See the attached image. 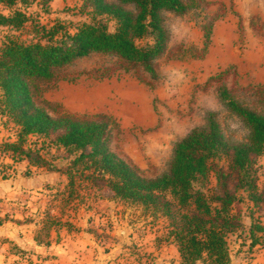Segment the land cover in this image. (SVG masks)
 <instances>
[{
  "label": "rangeland",
  "instance_id": "obj_1",
  "mask_svg": "<svg viewBox=\"0 0 264 264\" xmlns=\"http://www.w3.org/2000/svg\"><path fill=\"white\" fill-rule=\"evenodd\" d=\"M186 1L192 5L183 14L163 12L169 40L165 52L155 60L157 80L143 68L126 71L114 55L92 53L67 65L55 81L39 83L37 101L52 114L59 110L88 117L111 116L110 148L148 177L167 170L176 142L203 126L209 112L216 114L230 142L246 141L250 130L223 103L220 86H227L234 97L251 106L258 103L253 88L264 84V0ZM83 4L84 0H34L9 9L0 2V11L9 14L20 9L29 17L21 29L0 25V51L10 38L37 41L41 25L61 23L64 30L74 32L91 19ZM107 22L113 31L115 21ZM204 25L212 26L211 39L206 54L195 57L204 46ZM220 73L222 76L209 80ZM20 128L1 113L0 105V176L4 178L13 160L1 149L7 140L18 138ZM26 144L64 169H72L70 162L79 154L56 146L54 134L29 136ZM86 161L72 169V176L64 172L68 178L57 182L56 191L51 192L55 197L49 216L63 218L62 225L73 229L80 225V220L77 224L69 220L73 214H85L88 209L95 215L104 213V225L85 228L94 230L105 246L124 245L126 257H134L139 264H183L169 218L154 205L116 196L107 182L109 174L95 178L94 167L84 168ZM210 162L214 170L223 167L229 171L231 160L228 154H221ZM251 176L261 195L257 203L247 189L236 186L234 176L229 178V188L238 196L231 213L239 224L227 234L231 264H264V152L251 168ZM194 185L213 196L217 192L215 172L211 170ZM7 213L11 214L0 209V218ZM7 252L12 254L11 264L39 262L24 248H7ZM198 264L205 263L200 260Z\"/></svg>",
  "mask_w": 264,
  "mask_h": 264
},
{
  "label": "trees",
  "instance_id": "obj_2",
  "mask_svg": "<svg viewBox=\"0 0 264 264\" xmlns=\"http://www.w3.org/2000/svg\"><path fill=\"white\" fill-rule=\"evenodd\" d=\"M29 1L34 0H0L9 9ZM83 5L91 19L74 32L64 30L61 23L41 25L37 41L10 38L1 48V113L21 127L18 138L7 141L2 149L14 160L27 157L34 164L61 169L69 176L78 163L87 159L84 168L94 167L95 178L109 174L107 182L116 196L154 205L169 218L170 233L175 237L183 264H198L200 260L205 264H231L227 234L239 224L238 217L231 213L238 196L230 190L229 178L234 176L236 186L247 189L256 203L261 199L251 168L264 152V84L253 88L252 95L258 97V103L251 106L234 97L227 86H220L223 103L250 130L246 141L230 142L216 114L209 112L203 126L193 128L176 142L167 170L155 177L145 176L110 148L114 127L111 116L88 117L59 110L52 114L37 101L39 83L55 81L67 65L92 53L114 55L126 71L143 68L157 80L155 60L165 52L169 40L163 12L183 14L192 4L186 0H84ZM108 19L116 23L113 31ZM28 20L26 12L20 9L9 14L0 11V25L21 29ZM203 29L204 46L195 57L204 56L209 46L212 26L204 25ZM143 39L149 40L141 43ZM52 134L59 148L79 151L70 162L72 169L62 168L54 160L48 162L40 149L26 144L29 136ZM221 154L230 157L229 171L223 167L213 169L210 160ZM211 170L217 180L213 196L194 185ZM255 242L252 240V245Z\"/></svg>",
  "mask_w": 264,
  "mask_h": 264
},
{
  "label": "crops",
  "instance_id": "obj_3",
  "mask_svg": "<svg viewBox=\"0 0 264 264\" xmlns=\"http://www.w3.org/2000/svg\"><path fill=\"white\" fill-rule=\"evenodd\" d=\"M7 156L13 162L7 177L0 176V206L11 214L0 218V264H11L7 248L28 250L29 256L39 259L38 264H139L134 257H126L124 245L109 243L113 247L109 248L94 230L85 228L104 225L106 214L95 215L90 209L73 214L69 220L75 224L80 220L82 227L73 229L62 225L63 218L49 216L55 197L51 192L56 191L57 182L68 178L63 170L34 164L27 157Z\"/></svg>",
  "mask_w": 264,
  "mask_h": 264
}]
</instances>
